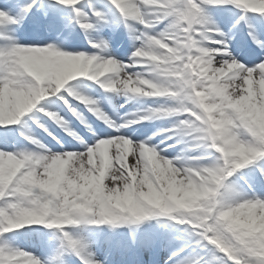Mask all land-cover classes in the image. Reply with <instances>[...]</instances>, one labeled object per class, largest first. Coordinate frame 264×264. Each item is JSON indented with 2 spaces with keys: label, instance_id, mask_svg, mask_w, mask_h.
Returning a JSON list of instances; mask_svg holds the SVG:
<instances>
[{
  "label": "clouds",
  "instance_id": "clouds-1",
  "mask_svg": "<svg viewBox=\"0 0 264 264\" xmlns=\"http://www.w3.org/2000/svg\"><path fill=\"white\" fill-rule=\"evenodd\" d=\"M58 3L93 51L0 35V127L19 126L27 141L0 150V264H48L6 238L22 229L48 230L63 254L69 241L88 243L71 227L150 222L177 234L183 264H264V193L254 187L256 175L264 181V58L240 60L212 11L264 18V0H87L90 16L81 0ZM12 11L0 9V21ZM121 26L126 59L100 34ZM253 42L264 56V39ZM85 81L111 112L83 93ZM88 113L115 134L101 136Z\"/></svg>",
  "mask_w": 264,
  "mask_h": 264
},
{
  "label": "bare ground",
  "instance_id": "bare-ground-1",
  "mask_svg": "<svg viewBox=\"0 0 264 264\" xmlns=\"http://www.w3.org/2000/svg\"><path fill=\"white\" fill-rule=\"evenodd\" d=\"M20 2H22L23 4L26 2V0H19ZM2 1H0V8H1V6H2V8L1 9H3V8H11V9H13V11L11 12V15H14V16H19V12H17V9L14 7V6H12L11 4H9V3H5V2H2ZM49 2H53V1H49ZM81 4L82 5H84V7H86L85 9H86V11L85 12H87L88 13V15H91V9L90 8H88L87 7V3L85 2V0H84V2H83V0H81ZM37 5V9L40 7V3H39V1H38V3L36 4ZM48 6H50V7H52V6H54V7H58L59 9V11L58 12H61V13H64V11H65V9H67V8H71L70 6H64V5H60L59 3H58V0H56V2L54 3V5H52V4H47ZM77 7H80L79 5L77 6ZM30 15H32V13H29ZM75 15V13L70 9L69 10V12H68V14H65V15H63V17H62V19L63 20H68L69 22H71V23H75L73 20H72V17ZM57 16H58V14H57ZM59 17V16H58ZM60 18V17H59ZM59 18H57L58 19V22H61V19H59ZM31 19H34V20H31ZM23 21H25V22H27V23H31V24H33L34 26L36 25V24H45V22H47V20H42V19H35L33 16H28L27 17V20L24 18V20ZM30 24V25H31ZM238 26H244V27H247V24L245 23V21L242 19V20H240L239 22H238V24H237ZM35 27H40V26H35ZM42 27H44V26H42ZM47 27V26H46ZM76 27H78L77 25H75V28ZM2 32V28L0 27V33ZM2 33H4V32H2ZM69 33V32H68ZM47 42H49V41H45V43H47ZM5 43V41L4 40H2V39H0V44H4ZM85 83H88V84H91V83H93V82H90V81H85L84 82V84ZM82 88H83V93L84 94H88V95H90L91 97H93V95H95V97H101V96H106V94L104 93V91H103V89H101V88H99L98 89V91H97V93L95 94V93H87L86 92V90L84 89L85 88V86L84 85H82ZM80 89H78V91H79ZM53 100L55 101V104H54V106L55 107H60L62 104H63V101H60V100H58V99H56V98H53ZM70 102H72L71 100H69ZM81 107H83V106H81ZM17 128L19 127V126H16ZM115 131V130H114ZM141 131H142V129H141ZM113 134H115V132L114 133H107V135H113ZM142 134V133H141ZM19 136V135H18ZM12 142H13V140H10V141H8V143H9V148H8V150H11L12 149V147H11V145H12ZM27 141L23 138V137H18L16 140H15V144H24V143H26ZM67 150H76V149H74V148H68ZM80 150H82V149H80ZM176 151H178V148L177 149H174V150H172V149H170L169 150V155L171 156V155H174L175 154V152ZM256 184V183H255ZM89 228V227H88ZM98 230V232L99 233H104V230H99V229H97ZM70 231L72 232V233H74V234H79V235H82V236H84V237H87L86 236V232H85V230H83L82 229V227H78V230H74L73 228H70ZM130 231H133L132 229H129V231H128V241H130V240H136V242H139V240H141V241H144L143 239H139V237L138 236H136L135 234H131V232ZM164 231L165 232H170L171 230H169V229H167V228H164ZM17 232H20V230L19 231H17ZM17 232H14L13 234H17ZM10 234H12V233H9V234H6V238L8 239V240H10V241H12L9 237H10ZM104 235H115V236H118V233H116V232H111V233H104ZM143 235V234H142ZM142 235H141V237H142ZM147 236V235H146ZM87 241H88V243H85V247L82 249V255H87L88 253H89V250L88 249H90V247H91V243H90V240H89V238L87 237ZM17 245H19L21 248H23L24 250H26V251H31V252H34V253H36V254H38L39 256H41V257H44V258H48L49 257V252L51 251V249L50 248H53L54 247V249H55V244L57 243V241H52V242H50L49 240H48V246H49V248L48 249H45V248H43V249H40V251L38 250V248L37 247H34V245H32V244H25V243H20V241L19 240H15L14 241ZM170 242V244H172V245H175L174 247H180L181 246V248H182V244H181V242L178 240V239H174V240H170L169 241ZM96 253H99V252H96ZM96 253H91V256H92V258H94L95 260H98V259H100L101 257L98 255V254H96ZM71 254V257L73 258V256H75L74 257V259H76V257H77V255L73 252V251H69V255ZM187 255V249H185L184 251H183V253H180L179 255H178V258L179 259H182L183 257H185ZM114 258H117V257H114ZM71 261H72V259L71 258H69ZM67 261V259H63L62 261H61V264H64V261ZM67 264H70V263H68V261H67Z\"/></svg>",
  "mask_w": 264,
  "mask_h": 264
},
{
  "label": "snow or ice",
  "instance_id": "snow-or-ice-1",
  "mask_svg": "<svg viewBox=\"0 0 264 264\" xmlns=\"http://www.w3.org/2000/svg\"><path fill=\"white\" fill-rule=\"evenodd\" d=\"M32 7H33V4L30 3V4L24 5L22 7H18V11L26 14L31 10ZM8 17L9 18L7 20L0 21V25H4L6 23H12V24L19 23V20H20L19 16H14V15L8 14ZM241 19H243V17H241ZM85 27H87V25H85ZM2 34L3 33H0V35H2ZM253 39H255V36H253ZM14 146H15V140H13L11 147L13 148ZM8 148H9L8 141H6L4 139H0V150L8 151ZM85 246H86L85 243L79 242V241H69V243H68V247H69L70 251H73L78 257H80V259L82 260V264H96L97 260L92 258L90 252L86 256L82 255V249ZM180 251H183V249H181ZM178 255H179L178 252L173 253V256H178ZM177 264H183V261L179 260L177 262Z\"/></svg>",
  "mask_w": 264,
  "mask_h": 264
},
{
  "label": "rangeland",
  "instance_id": "rangeland-1",
  "mask_svg": "<svg viewBox=\"0 0 264 264\" xmlns=\"http://www.w3.org/2000/svg\"><path fill=\"white\" fill-rule=\"evenodd\" d=\"M109 229H111V228H109ZM113 230L115 229V228H112Z\"/></svg>",
  "mask_w": 264,
  "mask_h": 264
}]
</instances>
